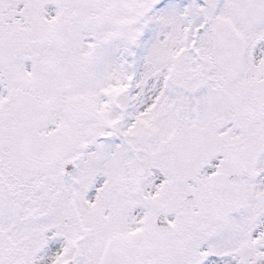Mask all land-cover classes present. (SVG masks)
<instances>
[{
  "label": "snow or ice",
  "instance_id": "obj_1",
  "mask_svg": "<svg viewBox=\"0 0 264 264\" xmlns=\"http://www.w3.org/2000/svg\"><path fill=\"white\" fill-rule=\"evenodd\" d=\"M0 264H264V0H0Z\"/></svg>",
  "mask_w": 264,
  "mask_h": 264
}]
</instances>
